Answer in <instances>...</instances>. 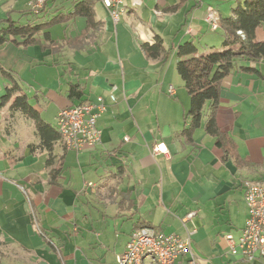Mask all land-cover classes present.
Segmentation results:
<instances>
[{
  "label": "crops",
  "instance_id": "0c3cea01",
  "mask_svg": "<svg viewBox=\"0 0 264 264\" xmlns=\"http://www.w3.org/2000/svg\"><path fill=\"white\" fill-rule=\"evenodd\" d=\"M36 1L0 0V27L45 24L81 0H46L43 12L30 15ZM88 1L96 17L88 33L78 16L36 42L3 45L20 55L0 60V71L14 74L56 132L63 108L102 96L107 111L97 122L100 144L76 152L60 136L47 149L33 119L13 111L12 101L0 107V264H115L140 223L190 238L198 264H264L232 255L226 240L238 239L248 218L244 182H264V58L238 61L222 82L215 120L235 142L238 164L205 130L211 103L191 140L183 134L191 97L177 71L178 48L197 46L195 39L219 43L207 34L214 0H126L117 23L104 0ZM157 36L167 54L148 58L144 45ZM256 40L264 42V28ZM71 85L84 91L81 100L69 99Z\"/></svg>",
  "mask_w": 264,
  "mask_h": 264
},
{
  "label": "trees",
  "instance_id": "16d2710c",
  "mask_svg": "<svg viewBox=\"0 0 264 264\" xmlns=\"http://www.w3.org/2000/svg\"><path fill=\"white\" fill-rule=\"evenodd\" d=\"M43 8L39 12H43ZM28 13L30 15L37 14L32 8ZM78 16L87 19L85 33L95 28V12L88 0L76 2L72 13L58 15L45 24H34L33 21L29 24H19L9 20L5 28L0 27V46L8 43L19 45L18 38L22 39L26 45L36 42L34 38L41 32L47 31L55 24ZM259 28H264V0H244L232 11L230 17L221 18V29L224 33L222 50H212L199 54L194 42L184 43L178 48L177 71L191 97L189 117L192 122L189 128L183 131V134L188 141L191 140L194 131L201 126L207 104L211 103V112L205 130L208 135L216 138V145L224 151L225 156L234 158L238 164H241V159L237 153V146L229 134L220 131L215 120V114L221 100L222 82L230 75L237 62L259 61L264 58V42L256 40V31ZM240 31L242 35L238 33ZM144 51L148 58L153 59L167 54L163 39L159 36L154 39L152 44H145ZM0 72L12 82L11 86L6 88L5 95L1 97L0 107L6 106L12 101L11 109L23 113L35 121L37 130L43 140V146L50 149V142L57 140L60 134L41 119L38 111L30 104L28 96L23 93L22 87L16 81L14 74L5 70ZM83 95L84 91L79 85L70 86L69 99L72 101L81 100ZM85 102L86 100L80 104ZM57 174H59L58 170H56V176ZM142 227L153 228L145 225V223H140L138 228Z\"/></svg>",
  "mask_w": 264,
  "mask_h": 264
},
{
  "label": "built area",
  "instance_id": "2783aa9c",
  "mask_svg": "<svg viewBox=\"0 0 264 264\" xmlns=\"http://www.w3.org/2000/svg\"><path fill=\"white\" fill-rule=\"evenodd\" d=\"M115 23L126 13V0H104ZM46 0H37L32 9L39 13ZM206 22L212 30L221 27L219 12L210 9ZM242 35V32H238ZM171 93L173 87L169 88ZM110 100L116 102V96ZM107 111L104 97L95 102L86 101L73 107L63 108L57 116V129L67 150L81 152L100 144L102 133L97 127L98 119ZM157 152H161L159 147ZM248 218L238 239L227 235L230 253L241 256L248 262L264 258V182L247 180L243 184ZM181 257H187V264H198L193 254L190 238L183 239L176 234H167L155 228H137L130 237L126 249L116 255L115 264H177Z\"/></svg>",
  "mask_w": 264,
  "mask_h": 264
},
{
  "label": "rangeland",
  "instance_id": "374dc122",
  "mask_svg": "<svg viewBox=\"0 0 264 264\" xmlns=\"http://www.w3.org/2000/svg\"><path fill=\"white\" fill-rule=\"evenodd\" d=\"M244 0H241V2H243ZM238 3L237 0H214L213 4H215V6L217 7V10L219 11V14L222 15V17H227L231 14V10L233 8H235L236 6L238 7ZM98 7V4L96 5ZM236 7V8H237ZM208 32L207 34H209L210 37H213L214 42H219V43H215L216 45H214V47H212V45H210V47H205V45L203 43H200V40L195 39V43L197 44V47L199 46L200 48L205 47L206 50L203 51L204 53L210 52L212 50V48H214L215 50H222L223 49V43H224V33L223 30L220 28L219 30L212 32L211 28L207 29ZM218 44V45H217ZM17 48H15L14 45H8V46H3L0 47V60H15V58L17 57V53L20 55V53L16 50ZM16 51V52H14ZM14 53L13 56L12 54ZM2 62V61H0ZM16 63L22 64V62L16 61ZM8 77H6L5 75H3L0 72V94H3L5 91V86H6V81ZM1 96V95H0ZM3 115V110H0V117ZM1 121V120H0Z\"/></svg>",
  "mask_w": 264,
  "mask_h": 264
}]
</instances>
